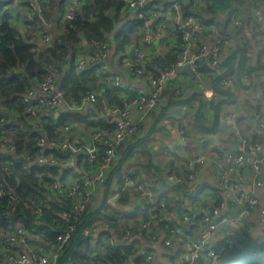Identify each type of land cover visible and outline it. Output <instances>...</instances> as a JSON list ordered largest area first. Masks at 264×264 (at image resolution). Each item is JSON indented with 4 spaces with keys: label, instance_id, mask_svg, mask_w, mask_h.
Returning <instances> with one entry per match:
<instances>
[{
    "label": "crops",
    "instance_id": "obj_1",
    "mask_svg": "<svg viewBox=\"0 0 264 264\" xmlns=\"http://www.w3.org/2000/svg\"><path fill=\"white\" fill-rule=\"evenodd\" d=\"M23 1L35 7L36 0ZM19 3L21 0H12L13 8L18 6L22 10L23 4ZM171 8L169 5L157 8L159 14L166 16L163 24H152L154 42L151 48L144 50L148 61L153 54L170 55L178 44V38H170L174 24L169 12ZM245 12L251 21L243 25V30L234 36L235 40L224 39L216 65L212 66L207 61L210 66L200 65L196 72L181 68L166 79V94L163 93L158 106L147 114L138 134L120 145L102 183L89 190L87 210H91L93 216L83 230L84 245L87 246L79 249L87 261L99 263L105 253L116 250L117 254L124 256L119 264H143L145 261L146 264H183L178 254L183 250L189 252L186 242L206 248L195 259L196 264H217L235 255L262 253L259 246L264 244V161L260 162L262 176L260 184H257L256 173L251 166L234 168L226 157L229 152L239 151L241 138L250 143L260 144L262 141L264 89L259 87V82L263 77L259 71L248 74L247 70L255 68L264 58V13L261 10L258 14ZM13 15L15 26L21 28L24 17L19 13ZM47 26L54 36L55 21ZM229 27L233 31V26ZM218 30L219 27L211 26L205 29L210 32L206 36L203 33L202 37L192 36L189 41L191 47L199 43L210 45ZM86 47L85 44L81 46L78 54L91 55ZM134 47L133 43L129 44L126 53H115L109 49L104 64L108 72L119 77L121 87L132 93L139 90L148 94L150 86L146 80L131 76L126 66V61L135 57L130 54ZM95 59L93 56L88 64H94ZM228 62L231 68H224L228 75L222 81L230 80L224 85L229 86L233 98L218 110V100L222 97L217 94L214 74L222 70V63ZM240 65L242 69H239ZM165 72L161 71L159 75ZM39 94L36 92L35 95ZM100 96L103 98L104 95ZM124 103L128 104L125 99ZM107 108L103 107L102 112L93 118L107 120ZM54 110L57 116L70 108L61 102ZM136 114L132 110V115ZM227 118L231 119V124L226 122ZM178 130L184 135L183 143H179ZM89 132L82 127L70 126L62 131L58 140H47L43 136L42 152L35 150V157L28 165L56 164L60 174L56 179L59 178L66 187L79 183L83 189L80 177L91 175L99 168V161L89 162L83 150L91 135ZM63 144H73L80 150L76 153L64 150L61 148ZM67 151L68 154L65 153ZM59 152L62 155L55 157ZM8 153L14 154V148ZM263 154L262 146L256 158L259 160ZM39 155L53 159V162L40 163ZM196 160L202 162L197 163ZM12 161L14 164V159ZM13 164L8 170L9 175L13 172ZM123 172L146 183L152 192V200L139 197L129 187L122 189L119 178ZM223 172L228 174L229 184L220 182ZM170 174L182 178L190 174L193 181L191 185H169L166 176ZM232 184H237L236 191L231 190ZM250 197L256 199V205L245 212V204ZM161 202H164V207ZM150 207L157 216L153 217L154 213L149 212ZM9 210L13 211V207ZM167 220L172 223L166 224ZM210 225H215V228L209 229ZM173 226L179 228L183 241L172 236L171 244L165 245L163 233ZM1 237L0 253L5 254ZM225 249L226 254L222 255ZM107 264L117 263L109 261Z\"/></svg>",
    "mask_w": 264,
    "mask_h": 264
},
{
    "label": "trees",
    "instance_id": "obj_2",
    "mask_svg": "<svg viewBox=\"0 0 264 264\" xmlns=\"http://www.w3.org/2000/svg\"><path fill=\"white\" fill-rule=\"evenodd\" d=\"M67 1L36 0L35 5L40 9L43 23L36 19L32 22L24 19L23 26L17 28L13 14L19 13V16L25 18V14L35 12V9H32L33 5L28 6L27 3L21 2L23 6L22 10H19L18 6L16 9L13 8L12 0H0V118L10 120V124L6 126L9 133L0 140V143H9L14 148V154H9L0 148V231L6 230L9 224L17 222L26 231L24 240L33 246L29 254L34 257L48 254L53 247L58 245L55 241L65 227V219L61 213L69 211L73 202L72 198L56 194L52 190L53 183L59 181V178H56L60 177L56 164L28 165V162L35 157V150L40 152L43 150V146L39 145V140L44 137L47 140H58L62 131L70 126L85 128L90 131V134L102 131L106 133L104 138L107 139V136L113 132L114 125L104 118H93V116H98L97 113L102 112L105 106L124 108L126 106L124 99L129 102L137 96L136 93L115 86L112 80H106L107 76H113V74L100 70L99 61L101 59L97 58L98 47L96 46V43L102 42L115 53H126L131 43L139 46L143 31L141 23L131 17L130 13L133 9L122 0H78L79 6L74 10L72 18L66 20L63 19V13L64 3ZM164 2L166 4L162 5ZM249 2V0H147L145 4L150 9L153 7L158 13H156L158 16L152 18L151 29L152 24L160 25L165 21L166 15L161 12L159 14L158 7L172 6L177 3L179 7L169 11L171 15L180 13L184 18L192 16L203 25L201 30L195 31V37L209 34L210 32H206L205 29L211 26L219 27L218 34L215 32L214 38L211 39L214 41L235 40L234 36L241 32L243 25L249 24L252 19L245 12L248 10ZM259 9L264 13V5ZM149 15L147 13L148 17ZM236 18H241V24L238 27L233 26V31H230L229 26ZM54 21L56 33L53 36L47 25ZM179 27V24L171 26L176 40L178 38V44L170 55L153 54L149 61L148 58L145 59L144 66L154 75H159V72L165 71L174 63L176 52L183 42V29ZM40 32H48L51 35L49 44L39 42ZM87 42L94 44L86 48L96 58L95 63L88 64L82 70H77V54L81 50L80 47L84 44L86 46ZM262 45L264 53V43ZM131 60H135V57ZM200 65L210 66L206 61L199 63L197 68ZM133 66L137 67L135 63ZM222 66V70L215 72L213 79L218 86L217 94L222 97L218 100V110L233 98L229 86L222 84V80L228 75L224 68L230 69L231 65L228 62L222 63ZM239 69H242V65ZM255 71H259L263 77L259 82V87L264 89V58L261 62L258 61L255 68L248 69L247 73L251 74ZM47 77L52 78L56 90L61 94V100L68 105L71 111L55 116L54 109L58 105L46 107L40 102L44 97L40 85ZM257 79L259 78L255 80ZM250 82L253 81L250 80ZM92 91L96 95L95 103L81 110H74L73 108L79 105L81 99ZM29 92L33 93L31 97H27ZM36 92L40 94L36 96ZM163 93L166 94L165 84L162 95ZM100 94L104 95L103 98ZM26 97L27 100H25ZM93 105L96 109H92ZM28 109L33 111L29 112ZM99 143L104 146L106 141L100 140ZM61 155L59 152L54 156ZM79 156L80 154H77V157ZM101 156L102 153L98 154V160ZM12 159H14V164ZM8 161L14 167L10 175L8 174L10 167L4 170V164ZM59 182L63 185V182ZM43 197L48 198V202L41 208L38 215L34 209ZM12 207L14 212L9 210ZM88 207L80 215L69 239L61 246L56 264H107L109 261L119 264L122 261L124 256L121 257L116 250L105 253L99 263L87 261L83 257L84 252L79 250L80 247L86 248L87 246V244L84 245L83 230L93 216V212L87 210ZM165 223L170 224L172 221L167 220ZM3 234L0 232L1 236ZM1 239L4 240L3 236ZM226 250L222 252V255L226 254ZM16 252L21 253L10 247L5 254ZM249 254L253 252L231 256L232 259L227 258L218 264H264V258L253 261L248 257ZM7 255L0 253V264H10ZM143 264H146V261Z\"/></svg>",
    "mask_w": 264,
    "mask_h": 264
},
{
    "label": "built area",
    "instance_id": "obj_3",
    "mask_svg": "<svg viewBox=\"0 0 264 264\" xmlns=\"http://www.w3.org/2000/svg\"><path fill=\"white\" fill-rule=\"evenodd\" d=\"M129 8L133 9L131 11V17H133L136 21L141 23V30L143 31L142 37L140 39L139 46L135 45L133 49V53L135 56V60L126 61V66L131 76H140L146 80V82L150 86V91L148 94H144L141 91H133L136 92L137 96L133 99L129 100L128 104L124 108H107L109 112L107 120L109 123L114 125L113 132L107 136V139L104 138L106 133L102 131H97L91 134L88 138V142L83 146V150L85 151L89 162L99 161V168L96 172L91 175H82L80 177V181L83 185V189L80 188L79 183L72 184L66 187L64 184H60V182H54L52 185V190L56 194H61L66 196L67 198H72V206L69 211H64L61 213V216L65 219V227L62 232L59 233L56 239V243L58 244L56 247L52 248V251L48 254H42L38 257L31 256L29 252L32 249V245L24 240L25 230L18 225L17 222L11 223L8 225V228L4 231H0L4 233V250L8 251L10 247L15 249L16 251H21V253L16 252L13 254H4L10 261V264H56L58 260V254L61 249L63 243L69 239L70 235L73 233L75 229V224L77 223L80 215L83 213L84 209L89 204V190L96 187L104 180L106 176V170L109 165L115 160L117 155V149L120 145L126 141V139L135 137L144 122L147 114L151 112L156 106H158L159 99L162 96L163 88L166 79L174 75L179 69L187 68L191 72H196L197 65L201 62H211L212 65H216L218 61L219 52L222 46L225 44L224 40H214L210 43V45L199 43L196 47H191L189 41L191 37H195V31L201 30L203 25L197 22L192 16L182 17L180 13H175L171 15V20L174 24H179V29H183L182 34V46L176 52V59L173 64H171L166 72L161 75H154L151 71H149L145 66V47L152 46L154 42V34L150 27V23L152 22V18L158 16L157 12L154 11L153 7L151 8L145 4L147 0H122ZM248 12L250 14H254L260 12V6L264 5V0H249ZM22 3H26L21 0ZM21 4V3H19ZM28 4V3H27ZM31 6V4H28ZM79 6L78 0H68L64 3V13L63 19H71L73 16L74 10ZM174 9H177L179 5L177 3L171 6ZM171 8V9H172ZM32 9L38 12L40 16V9L38 6H33ZM149 13V17L147 16ZM157 13V14H156ZM26 21L32 22L34 20L33 12L29 14H25ZM40 23H43L40 21ZM241 21L239 18L232 20L231 25L234 27L240 26ZM185 28H190L192 34H188L185 31ZM176 33V31H175ZM170 35V38L172 37ZM173 37L176 38V36ZM39 42L42 44H49L51 42V35L48 32H40L38 35ZM86 46H94L92 42H87ZM98 47L97 56L101 59L100 62V70L103 72H107L104 61L109 52V47L107 44L102 42L96 43ZM91 55L81 52L77 55L76 59V69L82 70L84 67L88 66V62L92 61ZM133 63L137 65L134 68ZM106 80H112L115 86L121 87L120 79L118 76H107ZM229 83L230 80L222 81V84ZM123 88V87H121ZM126 89V88H123ZM40 90L43 92V99L40 102L46 107H53L59 105L61 102V94L56 90L54 82L52 78L47 77L45 81L40 85ZM33 95L32 92H29L27 97H31ZM27 97L25 100H27ZM96 101V95L92 91L86 94L80 101L79 105H76L74 110H81L87 106H91ZM29 112L33 111L32 109H28ZM132 110L137 112L136 116L132 115ZM226 122L231 124V119L227 118ZM10 124V120H4L0 118V140L4 139L5 136L9 133L7 125ZM262 128V141L261 143H250L246 138H241L239 142V151L236 153L229 152L226 157L228 160L232 162L234 168L243 169L246 167H252L254 172L256 173L257 184H260V177L262 176L261 170V160L264 161V154L261 155V158L258 160L256 156L260 153V148L263 146L264 148V124H261ZM179 143H183L184 135L182 131L178 130ZM105 140L106 143L104 146L100 145L99 141ZM39 145H44V139L41 138L39 140ZM0 148L5 151H12L13 145L9 143H0ZM64 150H69L73 153L78 152L79 149L71 144H63L61 146ZM102 153L101 159L98 160V154ZM38 162H53V159H46L43 156H38ZM197 163H201L202 160H196ZM4 170H7L11 166V162H6ZM6 165L8 167L6 168ZM228 174L223 172L220 175V182L227 183L228 182ZM120 186L122 189L129 187L134 192L139 194V197H146L149 200H152V192L150 191L149 186L139 181L136 177L130 176L127 172H123L120 174L119 178ZM166 181L169 185L174 184H187L191 185L192 176L190 174H185L184 178L182 176H178L175 174H170L166 176ZM231 190L236 191L238 189L237 184L231 185ZM48 202V198L43 197L38 201V204L35 206V213L38 215L41 212V208L45 206ZM244 211L247 212L250 206L256 205V199L253 197L247 198V204H245ZM161 206L164 207V202H161ZM150 213H154L153 217H155L156 213L150 207L148 208ZM157 216V215H156ZM186 219V218H185ZM147 224H145L146 226ZM209 229L215 228V225H210ZM165 237V245L171 244L172 236H175L177 241H183L180 237V230L178 227L173 226L170 229L164 231ZM186 246L189 249V252L180 251L178 254V259L183 261V264H196V258L200 253H203L206 248L201 245H196L193 243L186 242ZM261 252L264 254V244L260 246ZM257 249H254L256 252ZM258 253V254H262ZM71 264V263H68ZM218 264V263H217Z\"/></svg>",
    "mask_w": 264,
    "mask_h": 264
},
{
    "label": "water",
    "instance_id": "obj_4",
    "mask_svg": "<svg viewBox=\"0 0 264 264\" xmlns=\"http://www.w3.org/2000/svg\"><path fill=\"white\" fill-rule=\"evenodd\" d=\"M33 17H34V19H36L37 21H39V22L41 21V18L39 17L37 11H35V12L33 13ZM185 31H186L188 34H192V31H191L190 28H185ZM130 54L133 55L134 53L131 51ZM65 153L68 154L69 152L67 151V152H65Z\"/></svg>",
    "mask_w": 264,
    "mask_h": 264
},
{
    "label": "clouds",
    "instance_id": "obj_5",
    "mask_svg": "<svg viewBox=\"0 0 264 264\" xmlns=\"http://www.w3.org/2000/svg\"><path fill=\"white\" fill-rule=\"evenodd\" d=\"M39 15V14H38ZM40 17V16H39ZM41 18V17H40ZM41 21H42V19H41ZM248 257H250V259H254V260H257V259H259V258H264V254L262 253V254H249V256Z\"/></svg>",
    "mask_w": 264,
    "mask_h": 264
},
{
    "label": "rangeland",
    "instance_id": "obj_6",
    "mask_svg": "<svg viewBox=\"0 0 264 264\" xmlns=\"http://www.w3.org/2000/svg\"><path fill=\"white\" fill-rule=\"evenodd\" d=\"M253 261H254V259H253Z\"/></svg>",
    "mask_w": 264,
    "mask_h": 264
}]
</instances>
